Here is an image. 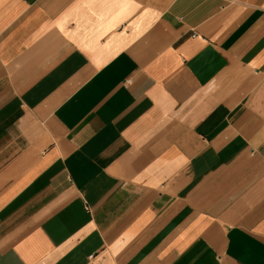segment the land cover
<instances>
[{"label": "crops", "instance_id": "obj_1", "mask_svg": "<svg viewBox=\"0 0 264 264\" xmlns=\"http://www.w3.org/2000/svg\"><path fill=\"white\" fill-rule=\"evenodd\" d=\"M0 264H264V0H0Z\"/></svg>", "mask_w": 264, "mask_h": 264}]
</instances>
